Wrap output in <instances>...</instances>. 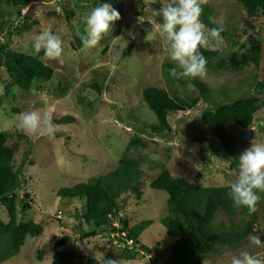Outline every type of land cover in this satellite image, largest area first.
I'll return each mask as SVG.
<instances>
[{
  "label": "rangeland",
  "instance_id": "obj_1",
  "mask_svg": "<svg viewBox=\"0 0 264 264\" xmlns=\"http://www.w3.org/2000/svg\"><path fill=\"white\" fill-rule=\"evenodd\" d=\"M100 3H110L120 12L121 19L96 48L75 49V38H80L84 31L87 14ZM161 7V0H40L29 3L23 9L27 11H22L13 22L19 26L23 17H27L29 31H12L9 36L11 21L0 28V43L8 42L9 48L17 52L39 58L42 53H33V37L44 30L60 35L64 47L62 63L47 62L53 70L51 80L34 81L28 92L12 85L4 65H0V130L8 133L7 145L14 149L15 171L20 182L16 191L17 222L32 221L41 227L38 237L27 236L20 252L0 264H52L54 242L64 236L69 240L60 249L74 251L76 264H83L89 258L100 262L113 258L121 264H152L154 257L162 264L174 242L160 223L167 215L168 194L151 189L150 181L163 169L174 177L204 187H229L234 180L229 157L209 134L201 119L203 112L241 98H257L261 108L255 113L251 127L246 129L251 130V139H243L245 130L236 125L228 127V133L238 159L254 139L264 143V88L257 87L258 82L264 83V16L249 17L238 0H209L203 6L209 15L223 17L225 21L221 33L223 45L209 47L219 53V58L228 63L234 57L248 54L252 43L261 47L257 67L247 65L232 72L207 65L206 78H197L205 84V93L190 83L173 81L164 72L165 64L174 67L175 64L167 57L154 28L160 19L153 11ZM92 83L100 86V93L88 87ZM7 86L9 91L5 94ZM149 86L186 100L197 99V103L185 112L169 113L170 131H167L157 125L153 111L143 99L142 91ZM41 94L46 96L47 104L41 100ZM46 108L56 127L55 139L33 142L18 130L19 116L24 111ZM67 117L68 121L60 122ZM135 139L143 145L128 149L130 141ZM125 157L139 164L140 194L130 191L121 194L116 199L119 214L111 222L120 228V218H125L129 227L153 221L139 237L152 254L140 251L132 261L121 259L124 246L115 239V233L96 231L92 237L83 236L92 231L81 218L84 201L56 196L60 188L111 172ZM260 195L254 213L264 233V196ZM0 218L8 221L2 205ZM232 221L243 226L249 217L242 209H236ZM213 223L228 226L231 221L218 213ZM256 236L264 241V235ZM242 251L264 257V244L257 247L246 239L234 249L210 254L201 264H229L231 257Z\"/></svg>",
  "mask_w": 264,
  "mask_h": 264
},
{
  "label": "trees",
  "instance_id": "obj_2",
  "mask_svg": "<svg viewBox=\"0 0 264 264\" xmlns=\"http://www.w3.org/2000/svg\"><path fill=\"white\" fill-rule=\"evenodd\" d=\"M36 1L40 0H0V28L11 21L8 30L9 36L12 31H29L30 25L27 22V17H23V22L19 26H14L13 22L20 18L22 10L29 3ZM238 1L249 17L264 16V0ZM76 7L80 8V5L76 4ZM209 16V11L203 10V22L208 27H214L208 20ZM82 47L81 39L75 38V49ZM200 51L206 57L207 65H212L216 69L238 72L247 65L258 66L261 47L259 43H252L248 54L234 57L228 63L224 58H219L217 51L209 48H201ZM214 61L215 65H213ZM2 64L11 79V84L24 92H28L32 88L34 81H50L53 76L52 68L45 66L40 58L12 50L9 48L8 42L0 43V65ZM172 67L174 66L171 64L163 66L168 77H170L169 69ZM172 80L181 84L190 83L201 92H207L205 84L198 79ZM88 87L100 93V86L96 83L89 84ZM257 87L263 89L264 83L258 82ZM8 91L9 86L5 88V94ZM142 96L153 111L157 125L167 131H170L167 120L169 113L185 112L197 103V99L186 100L172 96L166 90L152 86L144 88ZM1 104L0 100V106ZM260 108L261 104L258 103L257 98L247 97L216 105L211 109H206L201 115L209 134L229 157L231 172L237 169L238 157L233 140L228 133V127L236 125L243 130L250 128L254 115ZM68 119V117L63 118L60 122L63 123ZM7 141L8 133L0 130V205L4 207L8 217L7 222L0 218V263L17 255L27 236L36 238L41 234V227L32 221L17 222L16 191L20 188V182L15 171L14 149L7 145ZM133 145L143 144L138 139L131 140L128 149ZM140 176L138 162L125 157L119 160V165L111 172L92 177L86 182H79L71 187L60 188L56 191V196L84 201L81 218L91 227L92 231L83 236L85 238L92 237L96 235V231L115 233V239L124 246L121 259L132 261L136 260L140 251H144L148 255L152 254L150 248L140 243L139 237L153 221L147 220L129 227L128 221L125 218H120L121 227L116 228L111 220L119 214V204L116 199L121 194L129 191L137 195L140 194L142 184ZM149 186L151 189L168 194L167 215L160 220V223L164 226L166 235L173 238L174 242L169 257L162 264H201L210 254H214L220 249L238 247L248 239L250 234L264 235L258 225L256 214H249L247 209H242V212L249 217V221L245 222L243 226H237L232 221V217L236 214V208L227 196L230 187L199 186L184 178L172 176L166 169L161 170L150 181ZM261 194L264 196V193ZM24 198H28V195H25ZM218 213L226 215L231 221L230 225L226 226L220 223L214 226L213 221ZM68 240L69 238L64 236L54 242L56 251L52 255V264H76L77 256L74 251L60 249L66 245ZM128 246H131V249ZM108 259L113 258L104 259L102 262L89 258L83 264H105V260ZM152 264L160 263L154 257Z\"/></svg>",
  "mask_w": 264,
  "mask_h": 264
},
{
  "label": "clouds",
  "instance_id": "obj_3",
  "mask_svg": "<svg viewBox=\"0 0 264 264\" xmlns=\"http://www.w3.org/2000/svg\"><path fill=\"white\" fill-rule=\"evenodd\" d=\"M161 3V9L153 11V15L160 18L154 28L163 42L167 57L175 64V67L169 69V76L177 81L197 78L204 80L208 62L200 50L223 45L221 33L224 31V18L210 15L208 20L214 27H208L203 22V6L209 0H161ZM35 16L38 18V13ZM120 19V12L110 3H100L92 8L85 18L84 31L79 34L83 47L96 48L111 31L112 25ZM33 53H42L39 58L45 66L49 61L62 63L64 47L60 35L51 30L41 31L33 37ZM41 100L47 104L43 94ZM17 128L33 142L41 138L53 141L56 136L52 114L47 108L44 111L22 112ZM232 175L234 180L229 185L227 196L233 206L236 209H247L249 214L256 212L261 200L260 193H264V143L254 139L251 146L239 156L237 169ZM248 241L257 247L264 244L261 237L251 234ZM105 264H121V261L108 259ZM229 264H264V257L242 251L239 255H233Z\"/></svg>",
  "mask_w": 264,
  "mask_h": 264
},
{
  "label": "water",
  "instance_id": "obj_4",
  "mask_svg": "<svg viewBox=\"0 0 264 264\" xmlns=\"http://www.w3.org/2000/svg\"><path fill=\"white\" fill-rule=\"evenodd\" d=\"M251 137H252V132H251V130H248V131H246V132L243 134V139H245V140H250Z\"/></svg>",
  "mask_w": 264,
  "mask_h": 264
}]
</instances>
